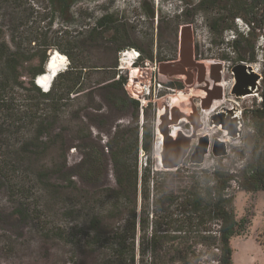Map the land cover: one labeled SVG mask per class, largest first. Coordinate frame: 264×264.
Listing matches in <instances>:
<instances>
[{
  "label": "trees",
  "instance_id": "1",
  "mask_svg": "<svg viewBox=\"0 0 264 264\" xmlns=\"http://www.w3.org/2000/svg\"><path fill=\"white\" fill-rule=\"evenodd\" d=\"M11 1L0 0V187L29 179V191L46 192L54 186L76 194L82 221L73 227L75 241L68 243L75 254L72 264H233L230 241L244 234L250 223L236 215L233 184L245 192H264V84L258 105L245 111L251 141H245L248 160L238 169L223 163L225 157L217 158L215 166L185 180L180 168L162 171L147 160L139 166V149L151 151V129L143 121L139 135V102L127 95V77L119 74L117 63L101 65L103 76L91 85L81 80L89 66L75 65L76 54L57 47L69 66L44 90L35 80L45 72L44 47L56 45L47 38L36 42L10 24L6 18ZM51 3L56 11L62 7L61 0ZM239 4L224 0L219 8L248 26L245 36L232 42L236 63L253 59L251 45L239 49L238 43L258 36L252 9L242 8L247 15L235 12ZM109 17L102 15L88 29L91 43L101 39L97 30L110 24ZM95 93L104 106L132 115L127 126L116 125L112 134L105 133V141L91 131H101V125L80 114L91 103L101 110ZM150 107L143 108L144 120ZM72 147L80 154L75 163L68 157ZM109 171L114 186L106 184Z\"/></svg>",
  "mask_w": 264,
  "mask_h": 264
},
{
  "label": "rangeland",
  "instance_id": "2",
  "mask_svg": "<svg viewBox=\"0 0 264 264\" xmlns=\"http://www.w3.org/2000/svg\"><path fill=\"white\" fill-rule=\"evenodd\" d=\"M61 1L62 7L56 11L51 0H12L6 19L18 31L25 32L32 40L43 42L47 38V43L56 45L51 48L44 47L47 58L45 63L48 59L57 56V52L63 56L55 74L69 66V59L65 53L57 49L59 47V49L71 50L76 54L75 65L89 66L84 69L81 79L85 83L91 85L97 83L103 76L99 71L100 66L114 65V63H117L119 74L126 75L127 80L129 73L135 75L137 73L142 82L149 83L150 81L152 92L148 96L147 105L150 103L151 107L146 120H144L143 112L139 111L137 123L139 124V135L143 121L151 129V136L148 139L151 151L145 154L139 149L137 160L139 166H144L147 160L153 164V168L156 167L163 171L160 165H157L158 160L156 159L161 148V140L155 132L157 110L164 107V104L172 100L173 96H179L177 107L181 110L188 106L189 113H191L190 98L196 93L204 94L198 89L199 85L196 80L188 85L179 77L159 78V65L178 59L179 30L184 24H190L192 27L196 59L208 67L216 61L222 62L224 66L221 82L223 100L215 101L208 115L222 107L234 106L241 118L240 135L236 138L230 137L226 143L227 154L222 156L225 157L222 162L230 163L233 168L238 169L242 161L248 160L249 148L247 144L245 145V141L248 144L251 141V139L248 141L247 134L251 131V127L248 125L249 120L245 119V111L258 105L264 84V0H239L243 4H239L240 8L234 10L247 15L243 9H252L253 23L257 25L255 34L258 36L248 37L246 41L238 43V48L245 49L251 45L250 55L248 53L246 55L250 57L253 55V59L246 63L252 69H256L255 72L261 76L259 80L261 89L256 94L240 98L231 94L234 83L231 66L236 63L234 60L237 57V53L233 51L232 42L240 35L245 36L248 26L241 17L236 16L231 19L230 12L219 9L224 0ZM37 5L41 7L38 8ZM104 14L110 16V24L98 28L97 32L101 33V39L91 43L92 40L87 31L93 27L95 19ZM211 24L214 25V29H211ZM121 45L124 48L118 51L117 47ZM138 46L140 49L137 48ZM126 49L137 51L140 55L138 61L133 64L124 63L120 52ZM221 55H226L228 58L222 60ZM35 63L39 62L35 60ZM45 63L42 66L44 71ZM153 68L157 71L156 82L153 77L150 80L149 73L153 74ZM157 81L160 85H157ZM48 88L43 89L48 90ZM94 98L95 102L101 105V110L94 108L96 106L91 103L80 112L81 116L86 113L91 121L101 125V131L92 127L93 135L99 134L105 141V133L112 134L116 125L123 127L132 121L129 110L118 111L104 106L96 93ZM194 102L198 104L199 101L195 99ZM83 104L86 105L87 101L84 100ZM60 127L59 124V129ZM182 128L186 130L188 126L184 124ZM204 130H211L207 120L206 126L201 129L202 133L199 135L204 134ZM211 132H213L211 140L222 136V133L215 128H212ZM196 142V139L192 141V147ZM68 157L70 163L80 160L79 152L73 147L70 148ZM222 157H214L210 148L202 164L193 166L186 158L179 167V174L185 180L189 176L196 177V171L215 166L217 158ZM163 177L164 175H161L159 180L163 181ZM106 184L114 186L111 171L108 172ZM31 185L33 182L29 179H16L9 183V188L0 187V264H72L71 261L75 259V254L68 243L75 241L76 231L73 227L82 221L78 212L80 205L76 194L61 192L54 186L46 192L35 189L29 191ZM233 192L237 217L245 216L250 223L244 234L235 236L230 241L232 262L233 264H264V192H245L236 184H233ZM61 241H65L66 245L62 246L64 243Z\"/></svg>",
  "mask_w": 264,
  "mask_h": 264
},
{
  "label": "water",
  "instance_id": "3",
  "mask_svg": "<svg viewBox=\"0 0 264 264\" xmlns=\"http://www.w3.org/2000/svg\"><path fill=\"white\" fill-rule=\"evenodd\" d=\"M208 69L207 74L206 65L195 57L191 25H182L179 30L178 59L161 63L159 78L179 77L188 85L193 84L196 80L199 85L198 89L202 90L204 94H208V97L194 95L190 98L191 113L189 114L184 113L177 106L170 107L166 103L162 115H157L155 132L161 140L158 164L165 171L178 169L186 158H188L189 164H202L210 148L214 157H222L227 154L226 144L220 137H214L211 140L209 134L199 135L206 120L208 127L215 128L222 134L226 132L231 138L240 135L241 118L237 115V109L234 106L222 107L204 117L206 120H203V113L211 110L213 102L223 99V89L219 85L222 81L223 63L213 62ZM231 73L234 78L231 94L236 98L256 94L261 89L260 75L246 62L241 61L232 65ZM35 83L41 88H45L38 83V77ZM49 86L50 84L47 87ZM195 99L199 101L198 104L194 102ZM184 124L188 126L186 130L182 128ZM172 127L180 128L175 136L172 135ZM194 139L197 142L192 147Z\"/></svg>",
  "mask_w": 264,
  "mask_h": 264
},
{
  "label": "bare ground",
  "instance_id": "4",
  "mask_svg": "<svg viewBox=\"0 0 264 264\" xmlns=\"http://www.w3.org/2000/svg\"><path fill=\"white\" fill-rule=\"evenodd\" d=\"M57 56H54L53 58H51V59H48V62H47V64H46V69H45V72L44 73H42V74H40L39 76H38V83L41 85V86H43V87H47L52 81H53V79H54V77H55V75L53 76V78H52V75L55 73V70H56V68L60 65V63L62 62V58H63V56L60 54V53H58L57 52ZM51 55H53V54H51ZM124 63H126V64H130V62L132 61V58H127V57H125V58H123V60H122ZM133 65H131V67H132ZM206 67H208V65H206ZM254 71L256 70V69H253ZM129 77L131 78L130 80H131V82L132 81H135V79L137 78L136 77V75L134 74V73H131L130 75H129ZM51 79H52V81H51ZM223 81V80H222ZM221 81V82H222ZM220 86H221V83L219 84ZM222 87V86H221ZM222 89H223V87H222ZM196 95L197 96H204V97H208L206 94H203V93H196ZM168 99V98H167ZM179 99H180V97L179 96H173V98H172V100H168V104H169V106L170 107H174V106H179L178 105V101H179ZM221 100H223V99H221ZM221 100H216V101H221ZM182 101V100H181ZM215 102V101H214ZM213 102V103H214ZM212 107H213V105H212ZM181 108V107H180ZM212 109V108H211ZM217 109V108H216ZM215 109V110H216ZM163 110H164V107L162 106V107H160L159 109H158V115H162V113H163ZM181 110H183L184 112H186L187 114H189V110H188V106L187 107H185V109L184 108H181ZM211 111V110H210ZM209 111V112H210ZM209 112H204L203 113V120H205V118L204 117H206L207 115H208V113ZM213 112V111H212ZM211 112V113H212ZM238 115V114H237ZM182 121H185V120H182ZM205 126H206V121H205ZM210 128V127H209ZM172 129V135L173 136H175L176 135V132L177 131H179V129L180 128H178V127H172L171 128ZM211 130H212V128H211ZM211 130H209V131H205V133L206 134H209V136L211 137V134H213V132H211ZM203 131V130H202ZM200 133H202V132H200ZM157 136H158V138H159V140H160V136L157 134ZM221 139H222V141L226 144L229 140H230V137L227 135V133L226 132H223V134H222V136H221ZM156 159L158 160V155H156ZM158 166H159V164H157Z\"/></svg>",
  "mask_w": 264,
  "mask_h": 264
},
{
  "label": "built area",
  "instance_id": "5",
  "mask_svg": "<svg viewBox=\"0 0 264 264\" xmlns=\"http://www.w3.org/2000/svg\"><path fill=\"white\" fill-rule=\"evenodd\" d=\"M120 56H122L123 58L125 57L132 58V61L130 62V64H133L136 61H138V58L140 55L134 49H130V50L126 49L120 52ZM155 69L156 68H153V74L152 73H149V74H150V80L153 77L154 81L156 82V72L157 71ZM130 74L131 73H129V75ZM136 76L137 78L135 79V81H132V82L130 80L131 78L130 77L128 78L127 82L125 83V89L131 98H134L139 102L140 111L142 112L143 108L147 106L148 96H150L152 89H151L150 81L149 83H144L139 78L137 73H136ZM143 76L144 75H142V77ZM157 85H160L159 81H157Z\"/></svg>",
  "mask_w": 264,
  "mask_h": 264
},
{
  "label": "flooded vegetation",
  "instance_id": "6",
  "mask_svg": "<svg viewBox=\"0 0 264 264\" xmlns=\"http://www.w3.org/2000/svg\"><path fill=\"white\" fill-rule=\"evenodd\" d=\"M237 63H238V62H237ZM235 64H236V63H235ZM233 65H234V64H233ZM260 79H261V76H260ZM260 79H259V80H260Z\"/></svg>",
  "mask_w": 264,
  "mask_h": 264
}]
</instances>
